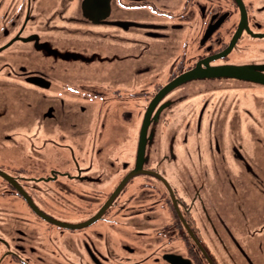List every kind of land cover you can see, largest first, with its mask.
I'll list each match as a JSON object with an SVG mask.
<instances>
[{"label":"flooded vegetation","instance_id":"af4514ba","mask_svg":"<svg viewBox=\"0 0 264 264\" xmlns=\"http://www.w3.org/2000/svg\"><path fill=\"white\" fill-rule=\"evenodd\" d=\"M0 59V124L31 140L0 170V264H228L225 239L250 261L232 229H264V140L230 144L236 175L230 104L200 96L264 91V0H0Z\"/></svg>","mask_w":264,"mask_h":264},{"label":"rangeland","instance_id":"374dc122","mask_svg":"<svg viewBox=\"0 0 264 264\" xmlns=\"http://www.w3.org/2000/svg\"><path fill=\"white\" fill-rule=\"evenodd\" d=\"M250 54L251 53H249L247 57H249ZM0 62H3V60L0 59ZM3 70L5 69H0V83L2 82L0 87H2V90H4V92L9 89V91H12L16 96V98L13 96H7V99L3 106V110L7 116L9 115L7 113L14 110L13 105L16 104L15 99H17V94L14 92L15 89L13 85L8 83L7 81V77L11 76H8L7 73L5 75V71ZM229 83L232 84L230 87L219 86L215 88L217 89L215 91L209 90L211 93H213L212 95L209 93L200 97L201 99H207L209 101V108H211L212 105L216 103V101L222 99L224 102L226 101V103L230 104L228 106L227 116L229 118L230 116H232V119H230L233 120L234 123H238L239 126L231 123L228 125L231 127L229 128L227 136L224 137V141L226 144L225 147L229 152L228 158L230 160V165L234 168V173L236 175H242V173H240L241 171L239 170L240 165H237V163L233 161V158L231 156V149L229 146H231L230 144L243 145L242 147L245 150V147H247L248 145L249 148H251L252 151L255 152V156L261 153L259 147H256L255 149V145L260 144L256 141V132H261L262 138L260 139L264 140V91L263 89L250 87L247 84L243 83H236L232 81ZM6 85L11 86L7 87ZM249 127L252 128L249 129ZM28 135H30V133L25 130V127L19 128L17 131H15L14 126H2V124H0V170L4 172H13L16 158L19 156H23L30 145L31 140L28 138ZM41 137H45V135L41 134ZM181 137L182 134L179 133V140H181ZM189 140L190 135H188L187 142ZM3 142L7 143L3 144ZM65 142H67V140ZM16 145L19 147L17 156ZM135 147L136 145H134L133 147L134 153ZM64 150L68 151L66 148H64ZM88 151L89 149L88 147H86L85 156H89ZM27 152L30 156L31 152ZM46 152L44 151L45 154H49V151ZM53 152L63 153L61 149H54ZM52 157L56 158L54 154H52ZM257 158L258 160H260V162L262 161L261 158L258 157V155ZM4 189H6V185L2 180H0V192H3ZM214 198L218 202L219 206H226L228 208L227 210H220V215L223 214L221 215V218L226 221L224 215H227V212H229L230 208V204L228 201L229 192L227 191L226 187L218 186V188L214 192ZM234 211L237 214V211ZM252 212L255 214L258 220L264 221L262 212L260 210L254 211L252 209ZM60 220L64 221V219ZM215 229L219 230L218 227H215ZM232 230L235 236L237 238H240V242L242 244L241 248H243V250L245 251V255L250 259V261H244L242 254L226 239L222 242L223 245H221V257L229 261H226L228 264H264V229H262V227L260 226L255 227L253 229V233L251 234L249 233V228L240 229L237 227L233 228ZM55 237L56 236L54 235L53 238ZM55 242L58 243V240H56Z\"/></svg>","mask_w":264,"mask_h":264},{"label":"water","instance_id":"95a60500","mask_svg":"<svg viewBox=\"0 0 264 264\" xmlns=\"http://www.w3.org/2000/svg\"><path fill=\"white\" fill-rule=\"evenodd\" d=\"M251 71V68H249L248 66H244V67H241V66H225L223 68H219V69H216V72H214L216 75H221V76H224V77H233V78H243V76L245 77V74L248 73V71ZM264 83V82H263ZM143 134L144 132L142 131L141 133V144L139 145V156H140V152L142 151V148H143V145H142V142H143Z\"/></svg>","mask_w":264,"mask_h":264}]
</instances>
